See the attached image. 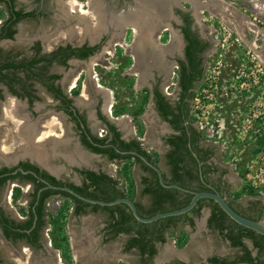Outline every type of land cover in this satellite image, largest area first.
I'll list each match as a JSON object with an SVG mask.
<instances>
[{
    "label": "flooded vegetation",
    "instance_id": "af4514ba",
    "mask_svg": "<svg viewBox=\"0 0 264 264\" xmlns=\"http://www.w3.org/2000/svg\"><path fill=\"white\" fill-rule=\"evenodd\" d=\"M13 1L11 7L10 3L0 1L7 12L6 18L0 21V34L15 32L12 38L0 39V43H25L27 49L7 53L0 50V67L24 64L21 68L0 72V245L8 254L0 250V264H48L51 259L60 264L63 261L59 248L54 247L48 236L49 204L54 197L43 199V192L50 188L42 179L50 183L46 177L50 175L60 180L49 171L50 166L59 163L71 173L67 180L60 181L64 185H81L83 171L108 174L106 163H125L112 159L110 153L95 151L90 145L115 152L117 149L134 151L121 149L120 143L115 142L112 127L119 133L120 141L139 143L147 153L155 154L157 166L163 173L167 169L169 176L174 158L180 161V172L197 167L199 177L186 175L182 182L188 189L211 191L212 187L240 214L257 218L250 211L260 212L261 206L258 209L252 202L240 203L232 196L233 166L217 157L219 147L207 139L223 137L232 128L226 119L221 125L211 116L201 117L206 110H198L213 104L210 103L213 90L203 95L202 108L195 107L218 42L209 19L217 9L216 0ZM30 23L37 28H30ZM28 28L32 30L30 36L22 40L21 35ZM110 73L121 77L123 88L119 100L120 91L109 86L105 78ZM221 108V116L227 118L231 107L226 109L222 105ZM10 111L15 113L12 115ZM13 117L22 120L24 126L32 125L27 137L32 151L23 140L21 151L8 149L7 145L15 139L13 134H18ZM53 118L61 122V133L37 140L36 136L42 137L50 130L48 122ZM38 144L41 148L56 146L51 159L43 161L37 157L34 148ZM219 150L222 153L223 148ZM82 156L88 157V163L81 161ZM204 156L206 160L202 162ZM96 160L104 162L99 164ZM74 175L80 179L79 184L73 182ZM10 176L15 177L4 179ZM212 207L207 203L201 211L203 216L208 209L205 226L210 231L215 230L208 227ZM86 215L73 214V217L80 221ZM81 230L78 239L86 246L84 256L88 264H116L130 252L127 247L132 237L125 233L115 236L109 224L96 235L87 230L82 234ZM115 238L123 240L118 254L108 246ZM245 242L248 246L251 243L249 247L256 262L264 263L252 242ZM133 249L138 259L133 263L125 259L120 262H148L136 247ZM198 252L199 263L174 259L169 264H207L212 257L226 258L222 252L212 253L209 249ZM76 264H83L80 250Z\"/></svg>",
    "mask_w": 264,
    "mask_h": 264
},
{
    "label": "rangeland",
    "instance_id": "374dc122",
    "mask_svg": "<svg viewBox=\"0 0 264 264\" xmlns=\"http://www.w3.org/2000/svg\"><path fill=\"white\" fill-rule=\"evenodd\" d=\"M225 1L241 10V12H245L248 15L247 20L249 23L252 22V24L257 25L260 28V32L264 30V25L261 24L263 21H256L257 18L255 20V17L252 16L251 12L253 10L250 0ZM216 2L218 1L216 0ZM214 7L218 9L219 5L214 3ZM217 9L216 11H212L213 16H210L209 19L214 26H212V31L217 36L218 42L214 52L211 54L207 78L201 89L202 94L196 100L195 107L202 108L203 95H209V91L213 90L211 92L214 95L213 100L210 101V103H213L212 106L209 108L204 107L198 111L202 112L206 110V114L204 116L201 115V117L206 118L211 116L215 122L218 120L221 125H223L224 119H226V122L232 128L231 131L227 130L228 134H225L223 137H207V139L215 142L216 146L219 147L217 148V157L224 164L233 166V170L230 171L231 184L234 189L232 196L237 201L239 200L238 202L240 203L252 202L254 206H258V209L261 206L263 208V210H260L261 214L258 210L255 212L250 211V213L257 218L261 217L262 221H264V56L261 54L262 51L261 53L259 51L264 37L260 33L257 35L256 32L254 33L247 26L242 28L244 29L243 34L236 33L232 28L233 26L221 17V11ZM6 16V8L3 4H0V21L4 20ZM28 26L34 29L37 28V25L33 23L28 24ZM27 30L28 32L25 35H21L22 40L30 36L32 30L29 28ZM26 47L25 43L20 44V42L19 44L17 42L0 43V50L6 53L11 50H25ZM110 74L105 76V78L109 86L111 85L112 88L120 91V95H118L119 100L122 97L121 89L123 88L120 83L121 77L118 73ZM222 105H225L226 109H229V106L232 109L227 118L221 116ZM13 118L14 121L17 119L16 117ZM20 122L22 123L21 125H24L22 120ZM205 123L206 120L203 121V124ZM13 124L18 131V134H13V138L16 139L17 137V139H13L12 143L8 144L7 147L9 150L17 152V150L21 151V140L28 143L26 139H28V132L30 133L32 125L28 124L29 129H27L28 127L20 129L19 126H16L15 122ZM25 125L28 126L27 123ZM48 125L50 130L42 137L36 136L37 140L41 141L51 136V134L59 135L61 133V122L57 118L49 121ZM222 148L223 151L221 153L219 149ZM25 149L27 150V146H25ZM28 150L32 151L29 144ZM34 152L38 154L37 157L40 160L47 161L45 158L51 159L56 152V146L52 145L41 148L38 144L35 146ZM154 156L156 157L155 154ZM81 161L88 163V157L82 156ZM49 162L51 161L49 160ZM103 162L96 160V163L99 164ZM105 166L107 168L106 172L119 179L122 187L125 186V190L129 196L134 197L136 192H132V187L135 185L136 177L142 174L139 164L131 160L120 164L106 163ZM135 167H137V170L134 171ZM49 168V171L60 180H67L69 175H71L69 170L64 166H59V163ZM166 171L169 174L167 169ZM72 178L76 184L80 183V179L77 176L74 175ZM72 207V203L69 200L59 196L50 200L49 215L51 217V226L49 227L48 236L54 247L56 249L59 248L62 254L63 261L61 260L60 264H76V256L79 250L83 252V264H88V259L84 256L86 246L82 244L83 240L78 239L79 230L82 229V234L86 230L93 232L95 235L99 234L100 229L109 224V219L103 211L94 213L89 209L88 214L85 217H81L80 222L77 218L74 219ZM207 216L208 209H206L203 216L196 219L197 225L194 230L185 224H180L178 230L167 234L168 242L159 251L152 264H169L170 261L176 259V255L171 250V247L174 245L173 239H182L185 230L190 235L192 234L195 240L193 245L187 248L188 250H185V248L178 251L181 254H185L183 258L186 261L199 263L200 253L198 251H205L207 249L212 253L222 252V256L230 261L235 260L239 254V250L231 248L227 242L219 237L217 231H210L206 228ZM76 235L77 239L75 238ZM125 238L127 240V237ZM121 241L123 242V240L115 238L108 243L114 254H118L121 251ZM76 245H78V248H76ZM249 246L251 247L250 242ZM1 249L3 250L1 252L8 255L3 245H0ZM129 253L130 263L138 259L139 255L136 251ZM254 254H256V251H254ZM260 258L264 261V256H260ZM120 259L122 258H119L116 264L127 263L120 262ZM99 263L101 264V262Z\"/></svg>",
    "mask_w": 264,
    "mask_h": 264
},
{
    "label": "trees",
    "instance_id": "16d2710c",
    "mask_svg": "<svg viewBox=\"0 0 264 264\" xmlns=\"http://www.w3.org/2000/svg\"><path fill=\"white\" fill-rule=\"evenodd\" d=\"M0 1H6L10 3V7L11 4L14 2L13 0ZM10 23L11 21H9V24ZM9 31L10 32L7 34H0V39L12 38L15 32L11 30ZM23 65L24 64L16 65L13 63L5 64L0 67V72L7 68H21L23 67ZM112 131L115 132V142L120 143L122 150L137 151L138 153L144 155L146 158H148V160L157 165V160L155 156L150 155L145 150H143L139 143L134 142L132 144H126L125 142L119 140L120 135L116 131L115 127H112ZM90 145L95 151L99 153H110L112 159H118L123 162L133 160L135 163L140 164L142 166L144 172L150 174V178H143V183L146 185V188L143 190L142 193L144 195H150L152 197V208L149 209L147 213H143L140 204L136 203L134 201V198L129 196V194L122 187L120 180L104 173L98 174L94 171H83L82 175H84V181L81 185H67L72 189L76 190L78 193L86 197L102 201H113L119 198H130L135 202L142 216L150 217L161 212L183 208L187 206L191 201L193 197L191 194L176 189H167L163 187L159 181L158 174L149 166H147L140 158L132 155H121L115 152V150L111 149H101L99 147L93 146L91 143ZM185 148L187 150L188 155H191L192 152L188 149L187 145H185ZM192 159L194 162H196L194 158ZM205 160L206 159L204 156L202 158V162ZM172 163L173 168L171 175L168 176L166 173H163L166 183L177 184L185 188H190L182 184V182L186 175L192 176L193 178H198L200 174L197 167L192 168L193 170H189L186 173H183L180 172L182 170L179 166L180 161H177V159L174 158L172 160ZM35 170L38 172V169L35 168ZM7 171L8 170H4V172ZM203 174L205 175L206 172H203ZM18 176H21V174L18 173ZM14 177L15 176H10L4 179ZM29 177L33 178L32 176ZM46 177L50 181V183L54 185H64L60 180L56 179L54 176L47 175ZM40 186H44V184L41 183ZM37 193L38 191L35 194L36 196ZM52 196H59L61 198L69 200L73 206V214H75L76 216H83L88 214L89 209H91L94 213L103 211L109 219V227L114 231L115 236L120 233L132 235L136 234V236H133L131 238L127 249L130 250L134 247L138 248L141 253V256L147 257L145 260H147L148 262H146L145 264H152L151 261H153V259L158 253V250L155 247V242L159 241L162 244L166 243V231L177 227L179 223H187L191 228H195V218L201 216L202 208L207 205V203L210 206H213L212 214L208 219V227L210 229L212 228L218 230L220 235L227 239L233 248H237L241 251V254L237 255L235 260L233 261H228L227 258L212 257L207 261V264H232L240 261L256 262V258L253 255V250L250 249V247L247 245V243L245 242L246 240L252 242L253 248L258 250L260 256H264V236L257 234L255 231L247 229L235 223L226 215V213L223 212V210L214 201L209 199L200 200L197 206L188 214L162 219L152 224L154 228H157V226L162 223V226L164 228L158 230H149V228L142 229V226H147L148 224L138 222L133 216L128 206L124 204L111 207H104L86 203L64 191L48 189L47 191L43 192L44 200ZM261 210H263V208H261ZM259 213L261 214V211ZM254 220L260 221L262 220V218L258 217ZM29 225L26 227H29Z\"/></svg>",
    "mask_w": 264,
    "mask_h": 264
},
{
    "label": "water",
    "instance_id": "95a60500",
    "mask_svg": "<svg viewBox=\"0 0 264 264\" xmlns=\"http://www.w3.org/2000/svg\"><path fill=\"white\" fill-rule=\"evenodd\" d=\"M117 152L122 155H132V156H136L140 158L147 166H149L151 169H153L158 174L159 181L163 187L167 189H176V190L191 194L193 197L191 201L189 202V204L180 209L169 210L166 212L158 213L151 217H145L140 214L135 202L131 200L130 198H119L113 201H102V200H97V199L86 197L67 185H54L44 179H42V182H44L47 185V188L57 190V191L67 192L73 195L74 197L86 203H89V204L99 205V206H104V207H111V206L124 204L128 206V208L131 210L135 219L138 222L143 223V224H152L162 219L188 214L197 206L200 200L209 199V200L214 201L223 210V212L226 213V215L231 220H233L235 223L247 229L253 230L257 234L264 236V221L254 220V219L248 218L240 214L238 211H236L233 208V206L230 204L227 198L224 195H222L219 191H217L216 189L210 187L211 191H194V190H190L188 188L182 187L177 184L166 183L162 170L156 164L148 160V158H146L144 155L138 153L137 151H120L117 149ZM35 176L37 175L35 174ZM232 264H258V263L240 261V262H236Z\"/></svg>",
    "mask_w": 264,
    "mask_h": 264
},
{
    "label": "crops",
    "instance_id": "0c3cea01",
    "mask_svg": "<svg viewBox=\"0 0 264 264\" xmlns=\"http://www.w3.org/2000/svg\"><path fill=\"white\" fill-rule=\"evenodd\" d=\"M262 1H263V3H262ZM262 1L261 0H250V2L252 3V10H253V12H251V13H252V16L255 17L254 18L255 20L257 18L256 21L262 20L264 22V0H262ZM214 3L215 4L217 3L219 5L218 9H219V11H221V17L224 18L225 21L228 24H231L233 26L232 28L236 31V33L243 34V30L244 29H242V28L244 26H247L248 28L251 29V31H253L254 33L256 32L257 35L260 33L264 37V30L260 32V28L257 25L252 24V22L249 23V21L247 20L248 19V15H246L245 12H241V10H239L236 7H234L232 4H230L229 2H227L225 0H218V2L214 1ZM263 22L261 24L264 25ZM262 41H263L262 42L263 44L260 47L259 51H260V53L262 51L261 54L264 56V39ZM139 166H140V169L142 171V174L138 175V177L134 176V177H136V181H135V185H133V187H132V192H136V194H135V196L133 198H134V201L136 203L140 204L142 212L143 213H147V211L152 208V197L150 195H144L142 193L143 190L146 188V185L143 183V178H150V174L144 172V170H143V168H142V166L140 164H139ZM136 168L137 167L134 168V171L137 170ZM52 175H55V174L52 173ZM167 175L169 176L168 173H167ZM72 215H73V212H72ZM145 217H150V216H145ZM74 219H76V218H74ZM196 219H198V217L195 218V221H197ZM152 224H148L147 226H142V229L149 228V230H153V229L154 230L155 229L158 230V229L164 228L162 226V223L160 225H158L157 228H154V226ZM180 224H185L186 226L191 228L187 223H179L177 227L166 231L165 232L166 243L162 244L159 241L155 242V247L158 250V253L164 247V245H166L167 242H168V239H167L166 235L169 234V233H174L176 230H178ZM195 228H191V229L194 230ZM129 235L131 237L136 236V234H134V235L129 234ZM183 235H182L183 236L182 239L181 238L173 239L174 240L173 241L174 245L171 247V250L173 251V254L176 255V259H178V260H185L183 258V255H185V254H181L178 251H180L182 249H185V248H186L185 250H188L187 248H189L195 242L192 234L190 235V233L187 232L186 230H185V232H183ZM189 237H190V239H189ZM129 251L131 252V251H135V250L132 248ZM137 251L140 253L138 248H137ZM140 256H141V253H140ZM121 258L129 261L130 260V253L124 254V256L121 257ZM48 264H55V262L53 263V261L51 259L48 262Z\"/></svg>",
    "mask_w": 264,
    "mask_h": 264
},
{
    "label": "bare ground",
    "instance_id": "6f19581e",
    "mask_svg": "<svg viewBox=\"0 0 264 264\" xmlns=\"http://www.w3.org/2000/svg\"><path fill=\"white\" fill-rule=\"evenodd\" d=\"M76 8H77V7H76ZM13 108H14V107H13ZM16 111H17V110H16ZM10 113H12V115H13V113H15V112H11V111H10ZM15 124H16V126H19L20 129H22V128H24V127H25L24 129H26L27 127H28L27 129L30 128L29 126L21 125L22 123L20 122V120H17V119L15 120ZM22 126H24V127H22ZM19 131H20V130H19ZM21 131H23V130H21ZM21 135H22V134H21ZM38 139H39V138H38ZM26 141H28V140L26 139ZM28 144H29V143H28ZM29 145H30V144H29Z\"/></svg>",
    "mask_w": 264,
    "mask_h": 264
},
{
    "label": "built area",
    "instance_id": "2783aa9c",
    "mask_svg": "<svg viewBox=\"0 0 264 264\" xmlns=\"http://www.w3.org/2000/svg\"><path fill=\"white\" fill-rule=\"evenodd\" d=\"M123 188H124V190L126 189L125 186H124ZM125 191H126V190H125ZM126 192H127V191H126Z\"/></svg>",
    "mask_w": 264,
    "mask_h": 264
}]
</instances>
